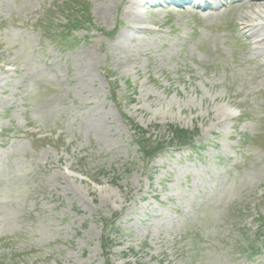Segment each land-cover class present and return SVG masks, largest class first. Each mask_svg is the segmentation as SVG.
<instances>
[{"label":"rangeland","instance_id":"rangeland-1","mask_svg":"<svg viewBox=\"0 0 264 264\" xmlns=\"http://www.w3.org/2000/svg\"><path fill=\"white\" fill-rule=\"evenodd\" d=\"M65 1L0 0V264H264L249 256L264 216L250 9L89 0L69 47L50 38L62 13L37 25ZM177 128L198 148L140 152Z\"/></svg>","mask_w":264,"mask_h":264},{"label":"bare ground","instance_id":"bare-ground-1","mask_svg":"<svg viewBox=\"0 0 264 264\" xmlns=\"http://www.w3.org/2000/svg\"><path fill=\"white\" fill-rule=\"evenodd\" d=\"M131 4H133V3H131ZM236 5H237V7H240V8L243 7L245 9L246 8L250 9L249 13H247V14L243 13L240 16L241 25L247 31L249 38H251L252 35L253 36L258 35V41H257L258 46H257V48H261L263 50L264 39H262L261 41L259 40L260 34H259V31L257 29H258V26L260 24L262 25V23H261L262 21L264 23V0H237ZM221 8L222 7L217 8V11L220 10ZM251 33H252V35H251ZM256 39L257 38H255V40ZM263 52H264V50H263Z\"/></svg>","mask_w":264,"mask_h":264},{"label":"trees","instance_id":"trees-1","mask_svg":"<svg viewBox=\"0 0 264 264\" xmlns=\"http://www.w3.org/2000/svg\"><path fill=\"white\" fill-rule=\"evenodd\" d=\"M66 8H68V4H67ZM62 12H63V10H62ZM67 12H69V15H66L67 16V20H68V28H67V30L73 29V28L77 27L78 24L84 23L87 20V18H85L84 16H78V13H70L69 10H67ZM185 133H187V132L186 131H180L179 132V134H180L179 138L181 140H185V138H186V134ZM156 149L157 148H154L153 151H156ZM144 152L148 153V151H144ZM107 225H109V224H107ZM261 234L264 235V219H262V222H261ZM253 253H254V251H253Z\"/></svg>","mask_w":264,"mask_h":264}]
</instances>
